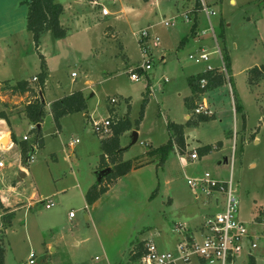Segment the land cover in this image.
Here are the masks:
<instances>
[{
    "label": "rangeland",
    "instance_id": "1",
    "mask_svg": "<svg viewBox=\"0 0 264 264\" xmlns=\"http://www.w3.org/2000/svg\"><path fill=\"white\" fill-rule=\"evenodd\" d=\"M27 1L0 0L1 81L30 79L41 70L27 30ZM57 1L68 4V0ZM100 1L112 12L110 16L100 19V7L86 3L92 17L76 18L79 8L67 9L62 15L65 37L58 39L51 31L40 36L39 50L49 71L43 92L44 144L33 148L25 166L19 142L24 135L29 141L35 137V125L24 114L30 98L24 95L21 99L7 90L3 95L8 97L0 96L8 108V119L0 122V132L7 133L0 139L12 133L16 138L8 148V141L0 142L4 163L0 187L4 203L9 204L7 211L15 212L4 231L5 264H30L31 253L35 264H131L133 244L148 239L177 256L175 244L180 235L176 224L185 221L195 229L203 218L222 210L214 204L222 196L201 190L196 198L197 191L187 183V178L206 171L218 179L232 175L239 187L241 219L253 231L264 227L252 220L264 208V78L251 84L253 76L249 75L251 68L264 63V0H200L199 7L198 0ZM195 15L198 26L191 30ZM168 19L172 23L165 26L163 21ZM144 29L150 38L145 40L148 49L142 55L138 39ZM154 36L160 45H153ZM203 50L209 53L208 62L189 58ZM219 51L231 59L233 89L243 112L235 111L226 78L223 85L196 100L198 105L205 99L215 119L185 128L186 151L171 150L163 162L158 155L149 157V150L168 142L169 121L184 123L188 115H195L184 104V98L191 95L188 77L207 65L221 66ZM132 71L138 74L137 81L130 79ZM78 89L84 92L87 111L64 116L57 128L50 101ZM113 97L116 103H111ZM141 114L138 129L133 124L121 136L122 161L131 160L139 167L119 177L105 173L98 180L103 169L101 139L110 132H94L87 116L97 121L128 116L135 123ZM133 130L138 140L131 144ZM76 139L74 151L69 143ZM218 140H222L220 147H216ZM206 144L213 145L210 151L190 160L189 153ZM102 180L107 192L88 205L87 191ZM48 197L55 203L51 208L45 207ZM256 262L264 264V257L258 255ZM175 264L222 262L192 256Z\"/></svg>",
    "mask_w": 264,
    "mask_h": 264
},
{
    "label": "trees",
    "instance_id": "2",
    "mask_svg": "<svg viewBox=\"0 0 264 264\" xmlns=\"http://www.w3.org/2000/svg\"><path fill=\"white\" fill-rule=\"evenodd\" d=\"M200 0L197 1V7L201 6ZM28 14H27V30L32 34L35 48L38 52L40 58V72L36 75L37 80L32 81L31 79H21L15 83H10L9 81H3L2 91H10L12 95H19L30 98V100L25 104L24 114L30 120L31 123L35 125L33 128L35 137L33 140L22 139L20 144L21 152V164L25 166L28 164L30 155L33 152L35 146H42L44 144L43 134L41 132V126L37 127L38 124H42L45 117V104L42 102L41 93L44 92L45 83L49 77V71L46 64L44 55L39 51V42L41 34L51 31L56 38H63L67 34V29L61 24L60 17L64 11L63 5L57 0H28ZM193 23L191 30H195L198 26L197 16L195 15L192 19ZM183 42V41H181ZM182 43H180L181 45ZM223 61L227 72L229 74V82L233 90V100L234 109L236 112H242L243 106L239 102L236 92L234 91V83L232 79V68L231 59L229 55L224 52ZM249 75L251 77V84L256 83L264 78V63L260 66H255L249 70ZM201 79L206 80L204 87L200 86ZM226 77L225 74L220 70L219 67H215L210 71H200L197 74L190 75L188 77V83L191 88V95L184 98V104L188 110L194 111L196 108V100L199 96H202L207 91L216 89L224 84ZM149 92V91H148ZM147 100L144 99V102ZM50 110L57 128L61 126V119L69 114L77 112L87 111V102L84 93L81 90H75L68 95L60 97L53 100L50 103ZM110 111L113 114V108L110 107ZM215 118L213 113L211 114H195L190 115L189 118L184 123H176L169 121L167 128L170 132V138L165 145H162L156 149H151L148 151L149 157L159 156L160 161L163 162L171 150L177 149L179 153H184L187 148L185 128L186 127H196L201 122L209 121ZM7 113L4 110L0 111V122L2 120H7ZM142 119V114L139 119L132 123L128 116L119 117L114 120L110 127V134L101 139V156H100V167L104 168L108 164H112V170L108 176L111 178L119 177L126 174L133 168L139 167V163H132L131 160L122 161L123 147L121 146V136L125 132L133 129V124L138 129V125ZM12 141H16L15 134H11ZM7 138L0 139V142L6 143ZM220 144V142H218ZM11 141L9 142L10 146ZM211 145H205L197 147L198 153L204 155L208 153L211 149ZM109 177V178H110ZM108 186L103 184V180L93 184L87 191L85 197L88 205L96 202L102 194L107 192ZM6 211L2 215L3 227L4 229L12 223L13 214L12 212L7 213ZM264 214V211L261 212ZM3 230L0 229V264H5V247L3 241ZM144 243L145 240H138L133 244V249L130 253V261L135 260L142 256L144 253ZM248 264H257L254 257L249 259Z\"/></svg>",
    "mask_w": 264,
    "mask_h": 264
},
{
    "label": "built area",
    "instance_id": "3",
    "mask_svg": "<svg viewBox=\"0 0 264 264\" xmlns=\"http://www.w3.org/2000/svg\"><path fill=\"white\" fill-rule=\"evenodd\" d=\"M92 3L100 7L99 14L102 17L111 15V11L104 6L100 1L93 0ZM206 10V8H205ZM214 14V11H212ZM171 20H164L163 24L169 26ZM150 38V33L147 29L140 32L138 39L141 53L145 55L147 47L145 46V40ZM153 45H160V39L158 36L152 37ZM220 58L222 60L220 70L225 74V77L229 82V74L223 61V55L219 51ZM189 58L196 63L208 62L209 53L202 51L198 56L189 55ZM150 65L146 64L145 69H149ZM215 67L207 65L202 71H210ZM75 74L72 73V76ZM130 79L137 81L139 79L138 74L135 71L130 73ZM37 80V77H33V81ZM230 83V82H229ZM206 84L205 79H201L200 86L204 87ZM232 89V88H231ZM117 99L112 98L111 103H116ZM114 113V111H113ZM194 114L206 113L211 114L208 105L205 101H201L193 111ZM114 116L106 117L105 119L95 120L90 116L93 131L104 132L108 134L113 122ZM23 139L28 140V136L24 135ZM78 139L69 143L70 147L75 149ZM35 148V147H34ZM190 160H196L199 158V153L196 149L189 153ZM31 158V157H30ZM183 159V158H182ZM4 167L3 161H0V174ZM187 183L193 189L197 191L195 197L198 198L201 190L208 194L218 193L222 198L216 197L214 204L222 210L218 213L210 215L208 218H203L202 222L198 226L200 231V237L194 235L189 229L187 223H177L176 230L180 237L175 244V250L177 256L173 250L158 248L155 242L152 240H145L144 253L142 256L135 260H131V264H175L176 260L189 261L192 256H197L201 261L214 262L220 260L222 264H248L249 259L256 257L262 253L264 257V229L252 230L250 226L241 219L240 212V197L239 187L236 185L233 176L228 179H218L214 177L210 172L206 171L202 175L197 177L187 178ZM54 201L48 198L45 204L46 208H51L54 205ZM70 217L74 216L73 212H70ZM253 223L257 226H264V220H254ZM34 253L29 256L30 264H35Z\"/></svg>",
    "mask_w": 264,
    "mask_h": 264
},
{
    "label": "crops",
    "instance_id": "4",
    "mask_svg": "<svg viewBox=\"0 0 264 264\" xmlns=\"http://www.w3.org/2000/svg\"><path fill=\"white\" fill-rule=\"evenodd\" d=\"M92 1L93 0H68V4H66V6L64 5V4H62L63 5V7H64V11H63V13H62V15H64V13H66L67 12V9L69 10V9H75V8H79V10H80V13H77L76 15H75V17L76 18H78V17H82V18H87V17H92V13L91 12H88V11H86V3L87 4H90L91 6H95L93 3H92ZM98 1H100V0H98ZM103 5H104V3L102 2V1H100ZM232 2H233V0H232ZM105 6V5H104ZM98 11H100V10H98ZM112 13V12H111ZM62 15H61V17H60V21H61V24H62ZM99 18L101 19V18H103L100 14H99ZM66 28V27H65ZM191 28V27H190ZM67 29V28H66ZM40 43V42H39ZM40 51V50H39ZM41 52V51H40ZM44 55V54H43ZM45 57V56H44ZM46 60V59H45ZM1 61V60H0ZM46 64H47V62H46ZM48 67V66H47ZM215 67H219V66H215ZM231 68H232V65H231ZM199 73V72H198ZM197 74V73H196ZM36 75H34V76H32V78H30L32 81H33V77H35ZM232 77H233V74H232ZM29 79V80H30ZM4 81H8L7 79H5ZM2 82L3 81H1L0 80V96H4V97H8L6 94H4L3 95V93H4V91H2L1 92V88L3 87V84H2ZM10 83H15V82H12V81H10ZM46 84V83H45ZM45 87V86H44ZM78 90H80V89H78ZM73 91H75V90H73ZM73 91H71V92H73ZM82 91V90H81ZM70 92V93H71ZM83 92V91H82ZM69 93V94H70ZM84 93V92H83ZM20 98L21 99H23V97L22 96H20ZM53 101V100H52ZM52 101H50V103L52 102ZM203 101H205L206 102V104L208 105V103H207V101L205 100V99H203ZM5 102L6 101H4V100H0V103H2L3 105H4V109H1V110H4L5 112H7L6 110L8 109V108H6V105H5ZM0 110V111H1ZM243 112V111H242ZM214 114V113H213ZM215 115V114H214ZM189 116L190 115H188L187 116V118H186V120L189 118ZM215 119V118H214ZM1 133V132H0ZM6 133L7 132H2L1 134H0V138L2 137V136H6ZM127 132H125V134H126ZM8 136V135H7ZM187 138V137H186ZM11 141V136H8V144H7V147L6 148H8L9 146V142ZM186 142H187V139H186ZM218 142H220V144L218 143ZM206 145H211V147H213V145L212 144H206ZM222 145V140H218L217 142H216V147H220ZM187 146H188V142H187ZM203 146H205V145H203ZM199 147H201V146H199ZM72 150H74L75 151V149H72ZM73 151V152H74ZM189 157V156H188ZM7 196V195H6ZM10 196V195H9ZM9 196H7V199H8V201H10L11 199H10V197ZM4 197H5V195L2 193V191H1V187H0V205H1V207H2V209H3V212H2V214L0 215V218H1V220H2V215L6 212V211H4V209L5 208H7L6 206H8L9 204L8 203H4ZM48 198H51V197H48ZM47 198V199H48ZM5 199H6V197H5ZM33 200L34 199V197L32 196V197H30V200ZM47 199H46V201H47ZM41 200H43V198H41L40 199V201ZM7 201V202H8ZM46 204V203H45ZM262 211H264V208H260V209H258V215L257 216H255L254 218H252V220H264V214H261V212ZM7 212H12V213H15L14 211H7ZM14 215V214H13ZM202 222V220L200 221V223ZM182 223H187V222H182ZM200 223L198 224V225H195L194 226V228L195 229H191L190 228V225H189V223H187V225H188V227H189V229L194 233V235H196L195 233H197V234H200V231L198 230V226L200 225ZM0 229H2L3 230V237H4V231H5V229H4V227H3V221H2V224H0ZM261 229H264V227L263 228H261ZM260 229V230H261ZM194 230V231H193ZM259 255H261V256H263L262 255V253L261 254H259Z\"/></svg>",
    "mask_w": 264,
    "mask_h": 264
},
{
    "label": "water",
    "instance_id": "5",
    "mask_svg": "<svg viewBox=\"0 0 264 264\" xmlns=\"http://www.w3.org/2000/svg\"><path fill=\"white\" fill-rule=\"evenodd\" d=\"M41 98H42V102L45 104V100H44V97H43V94H42V93H41ZM40 126H41V124H38V125H37V127H40ZM131 139H132L131 144H134V143L137 142V140H138V133H137L136 130H133V131H132V133H131ZM111 170H112L111 167H106V168L101 169V170L99 171V177H98L99 179H98V180H101L103 174H105V173H110ZM20 176H21V177L24 176V172H23V171L20 172Z\"/></svg>",
    "mask_w": 264,
    "mask_h": 264
}]
</instances>
